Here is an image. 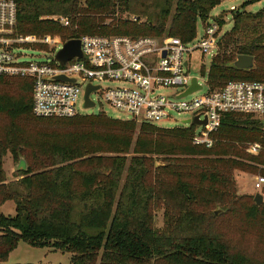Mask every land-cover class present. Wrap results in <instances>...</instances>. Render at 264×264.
Masks as SVG:
<instances>
[{"label": "trees", "instance_id": "trees-1", "mask_svg": "<svg viewBox=\"0 0 264 264\" xmlns=\"http://www.w3.org/2000/svg\"><path fill=\"white\" fill-rule=\"evenodd\" d=\"M13 1L18 7V32L25 35L56 36L64 42L87 35H167L190 42L197 36L198 22L211 18L226 0ZM54 17L68 19L70 26L61 27ZM233 21L208 71L203 69L211 89L229 81L264 79V8L238 12ZM239 55L254 57L256 68L231 67ZM32 85L29 78L0 79V115L13 123L0 135V264H8L21 242L71 254L70 264H264L255 254L232 246L215 229L212 222L217 215L199 210L218 205L234 212L243 198L236 195L234 171L253 173L264 167V122L259 117L227 114L212 134V148L193 144L195 126L141 124L135 147L139 157L106 158L97 156L106 151L91 138L105 133L117 141L114 152L127 153L137 122L104 113L37 118ZM14 87L22 94L17 99L9 92ZM22 121L56 128L69 124L79 133L70 136L71 143L35 142L28 147L16 130ZM252 144L261 146L259 155L245 152V145ZM8 154L23 163L17 180L11 182L3 167ZM149 154L163 157V164L155 168ZM260 173L264 176V169ZM7 202L15 205L13 217L2 211ZM156 203L166 206L162 228L153 214ZM245 219L264 228V205L250 202Z\"/></svg>", "mask_w": 264, "mask_h": 264}, {"label": "built area", "instance_id": "built-area-1", "mask_svg": "<svg viewBox=\"0 0 264 264\" xmlns=\"http://www.w3.org/2000/svg\"><path fill=\"white\" fill-rule=\"evenodd\" d=\"M17 16L18 7L13 0H0V79L32 80V111L37 118L67 119L82 115L80 109L89 110L84 108L89 85L99 87L89 96L95 107L103 103L125 116L116 119L159 126L162 122H178L175 114L189 115L182 124L189 120L190 124L183 125L196 127L193 144L206 148L215 145L212 134L227 114L264 117V79L229 81L219 89H211L207 74H203V69L208 71L204 64L200 76L191 73L195 53L212 58L219 53V26L214 19L211 24L202 22V38L197 34L190 42L172 36H82L78 39L82 57H74L62 65L56 56L66 42L59 37L47 35L37 39L35 35L19 33ZM53 21L63 28L70 26L69 20L62 17H54ZM33 44H39L43 50L46 47L51 56L45 62L24 60L26 54L22 49ZM57 76L78 78L83 83L51 80ZM194 79L202 88L179 98V94L193 86ZM113 83L118 85L103 86ZM162 89L176 92L163 94ZM205 89L206 93L196 96ZM99 113L106 114L104 110ZM196 117L206 124H193ZM252 149L257 152L259 146ZM263 186L264 177L258 178L256 189Z\"/></svg>", "mask_w": 264, "mask_h": 264}, {"label": "rangeland", "instance_id": "rangeland-1", "mask_svg": "<svg viewBox=\"0 0 264 264\" xmlns=\"http://www.w3.org/2000/svg\"><path fill=\"white\" fill-rule=\"evenodd\" d=\"M250 2L245 8L242 5L246 2ZM235 7L234 9H231ZM264 8V0H226L221 5L217 6L211 13V18L205 20L204 24H211L213 19L219 26V31L217 33L218 42L220 43L221 39L230 32L234 26V15L238 12H246V13H257ZM175 8H173L174 13ZM220 22H224L223 27H220ZM255 24V23H254ZM203 23L202 21L198 22L197 26V34L199 38L203 36ZM25 35V34H24ZM30 36V35H26ZM36 36V35H35ZM167 36V35H163ZM158 36V37H163ZM52 38H56V36H50ZM42 38V36H37V39ZM198 41V38L197 40ZM30 48H23L22 53L26 54L23 57L26 61H34V62H45L46 59L51 56V52L49 50L43 48L39 44H33L29 46ZM220 50V48H219ZM215 57V56H214ZM213 57V58H214ZM212 56H204L201 57L200 54L195 53L191 58V73L194 76H200L201 67L204 64L207 69H209L210 65L212 64L213 60ZM256 65V64H255ZM117 86V83L113 84H104V87L107 86ZM10 94L13 99H17V96H22L21 91L16 87L10 89ZM163 94H172L176 91L173 89H162L161 91ZM207 92L205 89L203 92L198 93L196 96L203 95ZM93 99L96 100V95H93ZM81 106V101L79 102ZM102 110L105 111L107 115L112 118H124L125 116L119 113L118 111L104 105L103 103L97 104L94 109L89 110H81L80 112L82 116H92L94 114H98ZM175 119L178 122H162L159 124L160 127L165 128H175V127H186L182 124V122L189 118L187 114H175ZM260 119L264 122V117H260ZM67 121V120H66ZM12 124L6 117L0 115V135L4 136L7 132L10 131ZM137 133L133 138L131 143V147L127 148V153H116L113 151L115 143L117 141L110 137V140L107 137H104L102 134L105 133H98V136H93L91 138L92 142L95 146L106 152L98 153L97 156L101 157H115V156H125L126 158L130 159L132 157H139L141 154L135 150L136 147V140L139 134L140 123H137ZM16 130H19L21 135L25 140V144L30 147L34 145L35 142L38 144H44V142H61L64 141L71 143V138H73L76 134L79 133L78 128L73 125L65 124L62 127L56 128L50 126V124H42L41 121H22L17 124ZM69 136V138L67 137ZM113 143V145H112ZM24 145V144H22ZM257 152H254L251 145H245V152L249 155L257 156L260 154L262 148L259 144ZM25 146V145H24ZM25 146L26 150H30ZM123 147V146H121ZM113 148V149H112ZM109 151V153H108ZM147 157H152L155 161V168L163 164V157L158 155H146ZM20 166H23V163L15 162L13 157L8 154L4 159V170L7 175V181L11 182L17 180V176H19L18 169ZM260 169H264V167L259 166ZM260 169L256 172H246L241 170L234 171L233 178L235 180V191L238 197H243L236 206L234 212L224 211L218 205L210 206L207 209L199 208L200 211L212 214L216 216V212L218 210L219 214L216 216L218 220H213V226L215 225V229H220L223 236L226 238L227 241L231 242L232 246L237 249H242L250 254H255L258 260L264 261V228L260 226V223H252L247 222L245 219V206L249 205L250 202H254L255 195L260 193L263 195L264 198V186L261 189H256V182L258 178L264 177L260 173ZM172 186V183H170ZM253 200H251V199ZM264 205V199L263 204ZM2 211L7 216H15V205L13 202H7ZM166 213V206L162 203H156L153 205V214L155 216L156 225L158 228H162L164 225V217ZM215 213V214H214ZM72 255L68 253H56L50 252L48 249H39V248H32L25 243H20L16 252L13 253L8 264H70L71 263Z\"/></svg>", "mask_w": 264, "mask_h": 264}, {"label": "water", "instance_id": "water-1", "mask_svg": "<svg viewBox=\"0 0 264 264\" xmlns=\"http://www.w3.org/2000/svg\"><path fill=\"white\" fill-rule=\"evenodd\" d=\"M74 57H82V52H81V41L78 39L70 40L66 42L63 46V49L60 50L56 56V60L60 62L62 65H64L67 61L73 59ZM231 67H234L239 70H245V71H250L256 68L255 65V59L252 56L248 55H239L237 56L236 60L230 64ZM51 80L54 81H63V82H69L73 84H82L83 81L78 79V78H68L66 76H57L54 78H51ZM202 87L197 83V80H193V86L190 87L187 91H185L182 94H179V98L189 95L197 90H200ZM99 89V87H92L89 85L86 89V95H85V104L84 108L85 109H93L95 108V103H93L89 96L92 93V91ZM191 122L185 121L183 124H190ZM193 124L195 125H203L206 124V122L202 123L199 121V118L196 117L193 120ZM254 202L258 207H260L263 204V195L258 193L255 195ZM218 210L216 212V215L219 214Z\"/></svg>", "mask_w": 264, "mask_h": 264}, {"label": "crops", "instance_id": "crops-1", "mask_svg": "<svg viewBox=\"0 0 264 264\" xmlns=\"http://www.w3.org/2000/svg\"><path fill=\"white\" fill-rule=\"evenodd\" d=\"M235 7H232L231 9H234ZM260 118V117H259ZM264 199V198H263ZM20 245V244H19ZM19 247V246H18ZM18 249V248H17ZM17 249L16 250H14L12 253H11V255H10V257H9V260H10V258H11V256L13 255V253L14 252H16L17 251ZM48 250H50V252H56V253H58V252H60V253H63V252H61V251H55V250H53V249H48ZM18 264V263H17Z\"/></svg>", "mask_w": 264, "mask_h": 264}]
</instances>
